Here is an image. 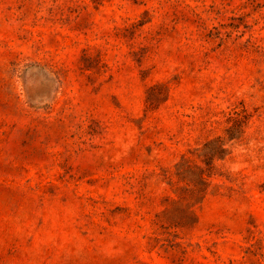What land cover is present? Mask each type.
Here are the masks:
<instances>
[{"label": "rangeland", "instance_id": "rangeland-1", "mask_svg": "<svg viewBox=\"0 0 264 264\" xmlns=\"http://www.w3.org/2000/svg\"><path fill=\"white\" fill-rule=\"evenodd\" d=\"M0 264H264V0H0Z\"/></svg>", "mask_w": 264, "mask_h": 264}]
</instances>
